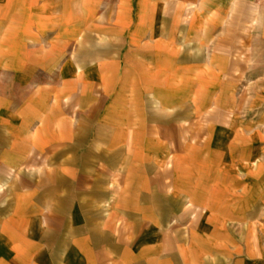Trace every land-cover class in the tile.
<instances>
[{
	"label": "rangeland",
	"instance_id": "rangeland-1",
	"mask_svg": "<svg viewBox=\"0 0 264 264\" xmlns=\"http://www.w3.org/2000/svg\"><path fill=\"white\" fill-rule=\"evenodd\" d=\"M93 1L29 0L27 12H0V212L16 209L7 221L12 235L18 211L39 194L35 183L28 190L19 182L61 165L67 157L57 152L100 150L107 108L136 102L154 120L187 122V141L171 152H159L157 142V179L195 204L203 197L204 213L221 229L264 240L263 62L235 60L212 45H138V30L116 29L112 19L108 43L99 45L105 30ZM106 1L112 11L118 0ZM95 109L86 132L83 120Z\"/></svg>",
	"mask_w": 264,
	"mask_h": 264
},
{
	"label": "crops",
	"instance_id": "crops-1",
	"mask_svg": "<svg viewBox=\"0 0 264 264\" xmlns=\"http://www.w3.org/2000/svg\"><path fill=\"white\" fill-rule=\"evenodd\" d=\"M28 4L0 0V12H27ZM94 4L105 30L99 45L108 43L112 19L116 29L138 30V45H212L235 60L264 64V0H118L112 11L106 0ZM218 73L211 63V74ZM123 105L107 108L100 150L57 152L67 157L62 166L19 182L28 190L35 183L39 194L18 211V237L7 222L16 209L0 212V264H264V240L221 229L218 217L204 213L203 197L195 204L157 179V142L159 152H171L187 141V122L154 120L150 108ZM98 111L83 120L86 132ZM189 184L203 191L202 182Z\"/></svg>",
	"mask_w": 264,
	"mask_h": 264
}]
</instances>
